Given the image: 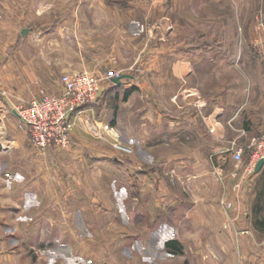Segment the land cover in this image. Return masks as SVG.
Segmentation results:
<instances>
[{
  "label": "crops",
  "instance_id": "obj_1",
  "mask_svg": "<svg viewBox=\"0 0 264 264\" xmlns=\"http://www.w3.org/2000/svg\"><path fill=\"white\" fill-rule=\"evenodd\" d=\"M176 1L180 5L183 0ZM187 1L184 0V10H187L186 7L189 9ZM120 2L0 0V89L7 93L6 96H0V170L2 169L1 172L5 174L7 171L10 172L11 168L19 169L33 176L32 181L29 180L25 186L12 183V192L9 188L6 189L10 179L6 181L7 178H0V264H33L32 257L23 247L24 240L16 233L17 230H25L26 223L23 222L21 226L13 223L16 211L18 213L26 211L21 203L25 201L23 205L28 206L26 198L31 191H40L45 209L43 206L36 209L34 213L38 221L27 230L31 233L50 235L57 233L59 227H63L68 233L74 232L72 225V217L75 216L74 205H69L67 209L60 206L58 172L60 166L66 173L73 172L75 159L78 161L86 156L83 155V150L89 152L98 150L104 154L109 151L112 154L121 153L110 142L107 149L95 147L97 142L91 138L93 135L86 132L81 127L82 123H79L85 121L84 114L80 115L77 120L79 124L71 132V142L74 147L70 146L65 150L59 147L45 149L34 147L28 132L19 126L20 120L15 107L19 101H30L35 96H41L43 92H57L59 87L53 89L52 84V88L48 87L46 80L42 78L34 80L32 75L75 73L84 70L104 72L102 70L109 67L119 70H123L122 67L129 68L132 87L125 90H130L127 97L124 93L120 98L117 114L114 112L111 122L116 130L124 128L123 121L129 122L141 152H159L160 140L169 137V134L175 136L177 133L178 137L183 139L195 132L200 134L203 129L206 132L210 129L213 138L211 141L216 145L209 146L221 150L224 147H220L219 140L229 142L239 137L238 135L246 140L251 135L264 131V101H241L240 94H236L234 82L228 90H225L223 83L219 84L212 89V97L209 101H202L198 93L201 85L198 79L193 81V76L199 77L196 75L197 72L202 74L203 71L202 68L193 67L188 59L206 56L202 54V46L198 44L202 37L210 56L219 59L218 62L211 63V68H208L213 74L218 73L223 79L232 80V73H246L248 66L253 69L264 68L261 66L262 56L258 57L252 51L250 54L239 45L235 46V37L238 40L239 35L237 32L234 35L230 34L234 19L221 17L222 22L219 24L220 20L216 18L205 30L206 24L197 19H189L186 23L179 24L171 17L172 20L167 18V11L171 9L174 0H163V14L158 18L156 4L152 1V3L148 2L149 4L145 3L149 31L143 36L136 37L131 35L130 29L128 31V26L131 24L130 15L137 13L138 7L142 8L143 4H138L136 0L127 1L125 7L128 10L122 13L119 11ZM151 8L152 10H149ZM78 10L83 12L78 13ZM90 10L100 11L101 16L99 14L100 18L97 21L89 17ZM48 14L52 17L51 21L46 20ZM44 19L45 25L51 22L58 28L50 33L42 34L36 29L34 35L27 34L28 30L32 29L28 26L40 25ZM242 21H244L242 26L245 32L244 39L249 42L252 39L247 31L250 23L245 19H241ZM236 25L239 26L238 23ZM64 27L69 31L63 29ZM190 28L192 29L189 30ZM219 29L222 33L220 37H218ZM259 29L263 33L264 26L259 25ZM154 31L159 36L158 40L149 37ZM73 38L84 43L79 48L78 55L73 51L74 45L70 48L68 44L72 43ZM146 41L149 44L148 49L144 47ZM208 42L210 47L207 46ZM220 46L223 47L219 49ZM94 50L98 52L92 54ZM225 58L234 59L228 61ZM172 59L177 61L171 65ZM238 61H241L240 64L237 63ZM174 83H178L180 87L186 84L184 88L190 90L188 93L184 92L183 101L173 99L175 93L170 89ZM156 90L160 91V98L157 99H155ZM151 94L153 96H150ZM126 105L130 108L129 115L124 109ZM88 118L96 119L95 113L89 112ZM107 121L109 124V120ZM100 122L104 124L106 120ZM102 134L104 137L112 138L107 131H103ZM203 137L204 135L202 139ZM135 152L138 153L137 150ZM11 154H14L12 160H10ZM69 154H73L72 157ZM105 158L107 156L100 157L98 163L102 166L106 165ZM132 160L137 165L143 163L138 156ZM136 172L137 181H141L140 186L147 187L149 191L155 187L154 183H157V186L163 184V180H158L154 175L144 172L140 175V171ZM229 174L230 172L228 176ZM69 175L74 177L72 174ZM240 176L245 175L239 174ZM257 180L264 184V166L245 181L254 183ZM261 188L264 193V187ZM258 198H261V195H258ZM38 199L40 202L39 197ZM261 206L259 209L263 208ZM28 209L31 210L32 205ZM258 211L249 215L246 212L244 215L239 213L236 217L233 216L234 214L231 216L226 212L218 213L202 208L193 210L185 208L174 217V213L169 212L167 220H163L153 231L152 240L155 239L157 244L163 242L164 247L167 241H177L181 244L183 253L169 255L172 256L170 261L164 259L161 264H186L185 252L199 249L201 253L195 254L194 264H234L235 260H238V257L234 256L236 248L260 249L264 246L259 242L258 236L261 232L264 233V214L261 215ZM200 228L207 231L206 238L197 236ZM244 231L251 234H245ZM261 264H264V261Z\"/></svg>",
  "mask_w": 264,
  "mask_h": 264
},
{
  "label": "rangeland",
  "instance_id": "obj_2",
  "mask_svg": "<svg viewBox=\"0 0 264 264\" xmlns=\"http://www.w3.org/2000/svg\"><path fill=\"white\" fill-rule=\"evenodd\" d=\"M116 1H121L119 3V11L126 13L128 10L125 7L126 2L134 0ZM152 1L156 4V10L159 13L158 18L162 17L163 0H136L138 4H143V7H138L137 13L130 15L131 20L129 21H131V24L128 26V31L130 29L132 36H143L149 31L145 3H152ZM186 3H189V9L186 7L187 10H184V0L180 5L174 0L173 5L170 7L171 9L167 11V18H172L179 24L182 22L186 23L189 19H197L199 22L203 21L206 24L204 26L205 30L209 28V24L215 21L216 18L220 20L219 24L222 22L221 17L232 18L234 19V24L232 23L231 25L230 34L234 35L237 32L239 35L238 40L235 37V46L239 45L245 52L249 51L251 54L252 51L258 57H264V31L262 33V30L259 29V25L264 26V0H188ZM149 10H152V8ZM82 12L78 10V13ZM78 13H76V17H78ZM88 13L89 17L96 21L101 16L99 10H90ZM124 17H126V14ZM51 18L48 14L46 20L51 21ZM241 19L248 20L250 23L247 31L252 39L249 42L244 39L245 32L242 29L244 21L241 22ZM45 23L44 19L40 25L28 26L32 29L28 30L27 34L34 35L36 29L41 31L42 34L50 33L58 28L51 22L47 25ZM237 23L239 26L236 25ZM65 30L69 31L67 28ZM75 34H77V28H75ZM221 35L222 33L219 29L218 37ZM73 37L75 38V36ZM149 37L154 40L159 39L156 31ZM74 38L72 43L68 44L70 48L74 45L73 51L78 55L80 53L79 48L84 43L78 41L77 38L74 40ZM203 39L202 37L198 44L202 46V54L206 56L188 59L193 67L202 68L203 73L197 72L196 74L199 77L195 78L193 76L195 72L192 73L193 81L195 82L198 79V83L201 85L198 93L202 101H209L212 97V89L221 83L226 88L225 90L231 89L232 82H234L236 94L239 93L242 98L241 101H264V68L253 69L248 66L246 73H232V80L223 79L221 74H213L208 69L211 68V63L218 62L219 59L210 56L211 54L206 48ZM207 40L209 41V38ZM32 42L34 43V38ZM145 43L147 44L144 47L148 49L149 44L147 41ZM209 44L208 42V47H210ZM222 47L220 46L219 49ZM97 52V50H94L92 54ZM262 57L263 63H261V66L264 67V59ZM227 59L225 58V60ZM233 59L229 58L228 61ZM176 61L177 59H172L171 65ZM240 62L238 61L237 63L240 64ZM122 68L123 70L109 67L102 70L104 72L109 70L121 71L122 74L126 75V78L122 79L120 87H112L111 84L106 83L103 94L94 105L95 118L98 121L106 120L104 125H107L108 128L101 129L97 122H93L95 129H90L94 130L92 133L85 121H78L82 123L81 127L86 132L93 135L90 136L97 142L95 143L96 148L107 149V146H110L109 142L115 147V143L118 142L123 148H115L121 153L112 154L109 151L104 154L98 152V150L91 152L83 150V155L86 154V156L83 159H78L79 162L75 159L74 171H68L74 177L66 173L62 166H60L58 171L60 206L67 209L69 205H74L75 216L74 218L72 217L74 232L68 233L63 230V227H59L60 229L57 233L50 235L31 233L27 230L38 221L34 213L36 209L43 207L45 209L40 191H31L27 195V207L23 205L25 201L21 203L26 211H22V213L16 211L14 213L13 223L15 225L21 226L23 222L26 223L24 225L27 228L25 230H17L16 233L18 237H22V240H24L23 247L27 249L26 251L32 257L33 264H154V262L161 264L164 259L170 261L169 259L172 256L169 255L181 254L168 250L162 244L163 242L157 244L155 239L152 240L153 231L163 220H167L169 212L174 213L173 217L185 208L192 210L195 208L210 209L218 213L226 212L231 216L234 214L233 216L235 217L239 213L241 215L246 213L248 215L254 214L256 210H261L258 212L261 215L264 214V196H262L264 193L261 191L263 189L261 187H264V184H261L258 180L254 183L245 181L255 173V171L250 173L245 169L251 156L249 143L253 137L261 135L264 131H259V133L246 138V140L240 137L241 135H238L239 137L235 140H230V143L228 140H219L220 147H224L221 150L220 148L209 146L210 144L216 145L215 142L211 141L213 138L211 137L210 129H207V132L203 129L200 134L195 132L193 135L183 139H180L177 133L175 136L169 134V137L160 140L159 152H141L133 137L135 134L131 131L130 123L123 121L124 128L122 130H116L112 123V115L117 112L120 98L123 97L126 89H131L132 87L129 79L131 75L130 69ZM134 69L136 70V68ZM61 75L38 74L31 77L34 80L42 78V80H46L48 87L52 88L53 85V89H55L59 87ZM228 76L226 75V77ZM184 85L182 87L178 83L172 85L170 90L175 93V98L173 99L176 101H183L184 92L188 93L190 91L184 88ZM159 95L160 91L156 90L155 99L160 98ZM150 96H153V94ZM187 98L189 97L187 96ZM26 102L27 100L19 101L17 104ZM124 109L129 115V105L124 106ZM127 119L130 120L129 118ZM107 120H109V124ZM78 122L77 124H79ZM103 131L109 132L112 138L104 137ZM232 142L243 145L245 148L241 162L235 161L232 154L226 149ZM70 146L74 147L75 145L72 146L71 143ZM126 147L133 149V151L126 149ZM136 150L138 151L137 154ZM72 155L69 154L71 157ZM106 156L107 164L102 166V164L98 163V159ZM136 156L143 163L137 165L132 160L133 158L136 159ZM13 157L14 154H11L10 160ZM232 162H235V164ZM78 167L79 169H76ZM1 171L2 169L0 170V178H7L6 181L10 179V183L6 186V189L9 188L10 192L13 191L12 183L25 186L29 180L32 181L33 179V176H29L28 173L19 169L14 170L11 168L10 172L7 171L5 174ZM136 171H140V175L143 172L154 175L158 180H163V184L157 186V183H154L155 187H152L151 191H149L147 187L140 186L141 181H137ZM239 174L245 176L239 177ZM229 177L231 180H229ZM259 186L261 187L258 188ZM258 195H261L262 199L258 198ZM37 196L40 198V202ZM48 204L46 203V205ZM31 205L32 209L29 210L28 208ZM260 206L263 208L259 209ZM152 221H154L153 224ZM206 232L204 228H200L197 236L206 238L208 236ZM244 232L245 234H251ZM258 236L259 242L264 245V233L261 232ZM223 252L226 254L225 251ZM185 253V263L194 264L195 254H199L201 251L200 249L187 250ZM218 254H220V251H218ZM234 256L238 257L234 264H256L255 262L261 264L264 261V246L260 249L246 248L242 250L236 248Z\"/></svg>",
  "mask_w": 264,
  "mask_h": 264
},
{
  "label": "built area",
  "instance_id": "obj_3",
  "mask_svg": "<svg viewBox=\"0 0 264 264\" xmlns=\"http://www.w3.org/2000/svg\"><path fill=\"white\" fill-rule=\"evenodd\" d=\"M121 75H124L121 71L113 70L107 72L84 70L62 74L57 92H43L41 96H35L26 103L16 105L15 111L20 120V128L28 132L31 143L38 149L70 146L71 132L83 114L89 130L94 128L93 122H97L101 129L108 128L97 119L89 120V112L94 113V105L103 94L104 85L108 83L112 87L119 86L121 83L117 84L114 79ZM5 95L6 91L0 89V96ZM115 147L123 148L118 142L115 143ZM249 148L251 156L245 169L251 173L256 170L258 161L264 158V133L253 137ZM227 150L235 161L243 160L245 151L243 145L232 142L227 146Z\"/></svg>",
  "mask_w": 264,
  "mask_h": 264
},
{
  "label": "trees",
  "instance_id": "obj_4",
  "mask_svg": "<svg viewBox=\"0 0 264 264\" xmlns=\"http://www.w3.org/2000/svg\"><path fill=\"white\" fill-rule=\"evenodd\" d=\"M130 90L125 91V97L129 95ZM166 248L168 250H171L172 252L181 253L182 252V246L177 241H168L166 243Z\"/></svg>",
  "mask_w": 264,
  "mask_h": 264
},
{
  "label": "water",
  "instance_id": "obj_5",
  "mask_svg": "<svg viewBox=\"0 0 264 264\" xmlns=\"http://www.w3.org/2000/svg\"><path fill=\"white\" fill-rule=\"evenodd\" d=\"M26 31H24L25 33ZM123 78H126V75H121L120 77L118 78H115L114 81L117 83V84H120L122 82V79ZM264 166V158L260 159L257 163V166H256V172H259Z\"/></svg>",
  "mask_w": 264,
  "mask_h": 264
}]
</instances>
